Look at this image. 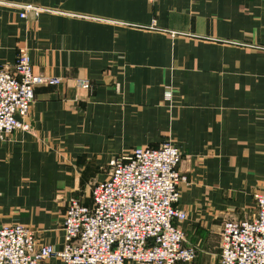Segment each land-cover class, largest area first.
<instances>
[{"label": "crops", "instance_id": "1", "mask_svg": "<svg viewBox=\"0 0 264 264\" xmlns=\"http://www.w3.org/2000/svg\"><path fill=\"white\" fill-rule=\"evenodd\" d=\"M25 4L48 11L21 19ZM20 50L60 84L35 89L31 133L0 143V227L62 249L68 203L91 206L113 159L169 141L189 180L183 246L218 264L223 224L264 192V0H0V65Z\"/></svg>", "mask_w": 264, "mask_h": 264}, {"label": "built area", "instance_id": "2", "mask_svg": "<svg viewBox=\"0 0 264 264\" xmlns=\"http://www.w3.org/2000/svg\"><path fill=\"white\" fill-rule=\"evenodd\" d=\"M21 19L36 20L47 9L14 5ZM60 79L34 73L25 50L12 65H0V143L14 131L31 133L30 107L38 87ZM78 87L89 88L79 79ZM181 154L167 141L139 147L113 159L107 178L93 186L91 206L71 200L64 213V245H38L34 231L20 224L0 227V264H192L193 247L183 246L179 225L187 214L177 207L180 187L189 180L180 170ZM250 220L226 221L220 233L218 264H264V192L253 195Z\"/></svg>", "mask_w": 264, "mask_h": 264}, {"label": "rangeland", "instance_id": "3", "mask_svg": "<svg viewBox=\"0 0 264 264\" xmlns=\"http://www.w3.org/2000/svg\"><path fill=\"white\" fill-rule=\"evenodd\" d=\"M106 172H108L107 170H106ZM106 174V173H105ZM105 176V175H104Z\"/></svg>", "mask_w": 264, "mask_h": 264}]
</instances>
